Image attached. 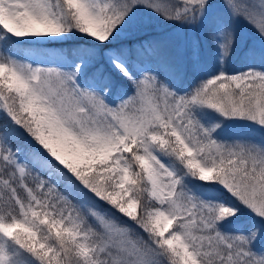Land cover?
Segmentation results:
<instances>
[{"label":"snow or ice","instance_id":"6c2138e0","mask_svg":"<svg viewBox=\"0 0 264 264\" xmlns=\"http://www.w3.org/2000/svg\"><path fill=\"white\" fill-rule=\"evenodd\" d=\"M0 113V264H264V0H0Z\"/></svg>","mask_w":264,"mask_h":264},{"label":"rangeland","instance_id":"374dc122","mask_svg":"<svg viewBox=\"0 0 264 264\" xmlns=\"http://www.w3.org/2000/svg\"><path fill=\"white\" fill-rule=\"evenodd\" d=\"M216 10H219L218 4ZM153 23L155 24V27L148 33H142L141 36L147 35L153 39H157L162 43L164 49L168 48L174 52L171 55L173 57L171 62L177 64L180 69V83L182 87L187 88L194 79L200 77L204 72H208L213 69L214 53L205 28L185 29L180 26L159 23L156 21H153ZM241 32L245 39L252 35L247 27H242ZM194 45H198L201 50V57L198 66H194L193 58L191 56ZM25 48L21 51V53H13L22 60L32 62L33 58L26 55ZM244 64L245 61L242 56V45H238L236 53L232 56L230 61L227 62L225 67L232 71H239L244 68ZM6 122L7 121L3 118V114L0 113V124H4ZM251 130L253 129L232 126L229 129V132H245L257 142L264 140V134H262L258 129H255V132H251ZM17 142L23 147H25L28 143L26 139ZM245 219L246 217L242 216L240 222L236 225H230L228 227H238ZM258 247H264V242L258 245Z\"/></svg>","mask_w":264,"mask_h":264},{"label":"trees","instance_id":"16d2710c","mask_svg":"<svg viewBox=\"0 0 264 264\" xmlns=\"http://www.w3.org/2000/svg\"><path fill=\"white\" fill-rule=\"evenodd\" d=\"M25 47H27V46H25V45H17V46H14L13 48H12V50H15V51H17V52H21ZM165 50V52H166V54H167V57H168V59L170 60V61H172V59H173V57L171 56L172 55V53H174V52H172L170 49H168V48H166V49H164ZM172 63H174V62H172ZM175 64V63H174ZM177 65V64H176ZM253 131L255 132L256 130L255 129H253ZM264 137V136H263ZM23 147V146H22Z\"/></svg>","mask_w":264,"mask_h":264}]
</instances>
